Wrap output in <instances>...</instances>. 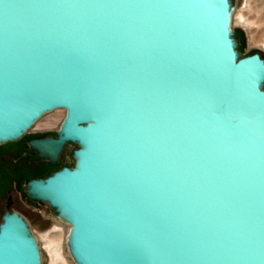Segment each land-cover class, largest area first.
Masks as SVG:
<instances>
[{
	"label": "water",
	"instance_id": "95a60500",
	"mask_svg": "<svg viewBox=\"0 0 264 264\" xmlns=\"http://www.w3.org/2000/svg\"><path fill=\"white\" fill-rule=\"evenodd\" d=\"M231 0H0V145L65 110L27 184L77 264H264V60ZM0 264H42L8 209Z\"/></svg>",
	"mask_w": 264,
	"mask_h": 264
},
{
	"label": "rangeland",
	"instance_id": "374dc122",
	"mask_svg": "<svg viewBox=\"0 0 264 264\" xmlns=\"http://www.w3.org/2000/svg\"><path fill=\"white\" fill-rule=\"evenodd\" d=\"M231 2L233 5L231 29L237 39L238 52L242 57L258 54L264 60V0H231ZM65 118V110L49 113L26 133L25 138L55 135ZM77 149L74 144L68 148L60 169L74 166L73 154ZM49 169L51 168H45V171H50ZM55 171L56 169L52 170L50 174ZM22 188L27 190L26 183L22 182ZM15 211L28 222L31 233L37 241L42 264H77L68 247L71 227L58 217L54 209L32 201L27 196L18 199ZM52 238H55L54 242L50 240Z\"/></svg>",
	"mask_w": 264,
	"mask_h": 264
},
{
	"label": "flooded vegetation",
	"instance_id": "af4514ba",
	"mask_svg": "<svg viewBox=\"0 0 264 264\" xmlns=\"http://www.w3.org/2000/svg\"><path fill=\"white\" fill-rule=\"evenodd\" d=\"M47 137L56 139L58 135L55 134ZM43 138L46 137L25 138L24 136L19 141L0 145V217L2 222L8 209L11 213L16 212L15 207L19 198H27V190L22 188V182L26 183L27 187L28 182L32 180L48 178V175L52 171V166L49 165L48 161L41 159L29 145L31 140ZM70 146L72 144H66L57 167L62 166L64 156ZM65 167L72 168L74 166ZM45 168L51 169H49L50 171H45ZM28 198L30 197L28 196ZM41 205L49 207L47 204Z\"/></svg>",
	"mask_w": 264,
	"mask_h": 264
},
{
	"label": "trees",
	"instance_id": "16d2710c",
	"mask_svg": "<svg viewBox=\"0 0 264 264\" xmlns=\"http://www.w3.org/2000/svg\"><path fill=\"white\" fill-rule=\"evenodd\" d=\"M234 38H235V40H237L235 36H234ZM260 57L262 58V56H260ZM262 59H263V58H262ZM55 169H56V171H55V172H57V171L61 170V169H60V167H57V168H55V167H52V170H55ZM55 172H53V173H55ZM53 173H51V174H50V176H51Z\"/></svg>",
	"mask_w": 264,
	"mask_h": 264
},
{
	"label": "bare ground",
	"instance_id": "6f19581e",
	"mask_svg": "<svg viewBox=\"0 0 264 264\" xmlns=\"http://www.w3.org/2000/svg\"><path fill=\"white\" fill-rule=\"evenodd\" d=\"M65 112H66V111H65ZM10 143H12V142H10ZM5 144H8V143H5ZM1 145H4V144H1ZM50 240H52V242H54L55 238H52V239H50Z\"/></svg>",
	"mask_w": 264,
	"mask_h": 264
}]
</instances>
